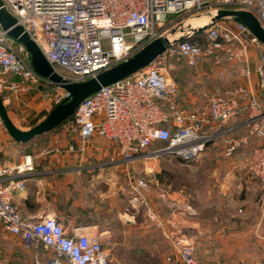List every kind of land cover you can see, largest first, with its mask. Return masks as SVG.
Masks as SVG:
<instances>
[{"label": "built area", "instance_id": "2783aa9c", "mask_svg": "<svg viewBox=\"0 0 264 264\" xmlns=\"http://www.w3.org/2000/svg\"><path fill=\"white\" fill-rule=\"evenodd\" d=\"M1 1L54 70L69 81H83L129 59L167 33L171 21L177 23L186 15L222 7L245 9L264 28V0ZM167 52L182 56L194 69L200 60L219 68L223 57L230 59L239 65L243 82L208 93L202 108L187 107L179 84L162 64ZM255 77L259 90L252 88ZM46 85L55 84L34 70L26 47L0 26L2 100ZM55 86L54 102L59 104L68 93ZM240 116H244L242 126L249 135L237 138L236 127L229 124ZM212 125L224 127L229 155L252 137L264 139V45L244 25L228 19L215 22L200 39L176 44L136 72L86 97L67 127L80 136L82 148L94 136L113 142L126 162L164 154L189 162L201 158L216 139L217 134L209 130ZM243 159V168L257 179L264 200V144L253 147ZM32 169L29 154L16 166L3 163L0 156V225L19 236L26 248L43 245L51 255L41 264H111L110 238L98 232H68L52 214L22 213L13 195L25 187V181L15 177V170ZM146 187L143 178L131 184L140 204H147ZM149 215L156 218L153 212ZM173 246L181 264H204L180 236L173 239Z\"/></svg>", "mask_w": 264, "mask_h": 264}, {"label": "crops", "instance_id": "0c3cea01", "mask_svg": "<svg viewBox=\"0 0 264 264\" xmlns=\"http://www.w3.org/2000/svg\"><path fill=\"white\" fill-rule=\"evenodd\" d=\"M218 69L214 74L220 72L215 75L221 78L222 86L216 88L230 87L224 79L230 72L224 67ZM195 70L204 74L202 64ZM252 88L259 90L256 77ZM179 89L184 105L204 107L195 90L188 92L180 85ZM243 119L240 116L230 122V126L236 127L235 133L245 130ZM67 126L68 123L55 127L26 143L14 140L7 130L5 133L0 129L3 163L20 165L27 154L33 161L32 170H15V177L24 179L25 187L14 192V203L25 215L56 216L68 232L101 233L111 239L114 248L132 244L119 236V231L127 235L130 229L143 226L138 217L144 209L135 192L132 196L127 194L131 162L122 159L113 142L99 136L87 140L82 148L80 136ZM209 130L217 136L201 158L189 162L179 159L187 179L155 195L156 202L148 194L154 219L163 232L171 237L180 235L190 243L204 264H264V207L254 204L257 190L253 178L243 168V157L255 140L250 138L243 147L245 156L229 155L224 127L212 125ZM50 255L43 245L32 251L27 249L19 236L0 225V264H41ZM133 262L122 254L115 256L112 251L111 264Z\"/></svg>", "mask_w": 264, "mask_h": 264}, {"label": "rangeland", "instance_id": "374dc122", "mask_svg": "<svg viewBox=\"0 0 264 264\" xmlns=\"http://www.w3.org/2000/svg\"><path fill=\"white\" fill-rule=\"evenodd\" d=\"M198 14V13H197ZM195 14L186 15L181 21H171L170 29L180 22L186 20L188 17ZM204 35V31L202 32ZM254 50V48H253ZM258 60L253 62L256 64ZM200 64L204 68V74L199 75L198 72L191 66H189L186 60L176 54L167 52L163 58V66L166 68L168 73L172 78H174L180 85L181 89L187 90L193 93L195 90L196 94L200 95L202 98V103L205 104V97L208 93L215 90L221 89L216 88L221 84V78L219 75H215L218 68L214 67L212 63L204 60H200ZM220 67H224L230 72L225 79L227 84L235 86L242 84L243 76L240 73L239 65L235 64L232 60L224 58L220 64ZM64 72L66 70L61 69ZM209 88V89H208ZM216 88V89H215ZM64 93V92H63ZM58 95V89L55 85L41 86L37 89H31L26 93L19 95L18 97H11V99L6 98L4 103L7 107L8 113L13 116L16 124L20 128L31 127L35 123L42 120L47 112L55 105V98ZM0 129L5 133L6 129L0 119ZM249 135L246 129L243 132H236L235 137H242ZM255 143L251 145L250 150L253 147L261 146L264 142H258L254 137ZM215 141V140H214ZM211 141L208 145L210 146ZM207 149V148H206ZM247 151V154L250 152ZM242 151V152H241ZM236 154L243 153V148L237 149ZM129 171H127V194L132 196L134 192L131 188V183L135 182L136 179L143 178L146 182L145 197L147 204H140L141 209L139 220H142V228L140 229H130L126 234H121L120 237H126L130 245H124L119 247H113V254L124 255L129 257L133 263L130 264H181L178 252L173 246V239L168 233L166 234L161 229V226L157 224L154 218L149 215L152 212V204L150 203V197H153L155 201V195L159 193H165L167 189L175 188L179 186L182 180L187 179V171H182V166L180 160L170 155H161L153 157L148 160H136L130 163ZM246 170V169H245ZM248 176L253 178L254 186L256 187V196H254V204L259 207H264V200L261 199L262 190L260 189L257 179L249 172ZM204 188V183L201 185ZM153 193V194H152ZM137 193L135 192V195ZM138 195H136L137 197ZM159 209L160 206L158 205ZM125 233V232H124ZM180 236V235H179ZM39 245L37 246V248ZM29 249V248H27ZM34 250V249H29Z\"/></svg>", "mask_w": 264, "mask_h": 264}, {"label": "water", "instance_id": "95a60500", "mask_svg": "<svg viewBox=\"0 0 264 264\" xmlns=\"http://www.w3.org/2000/svg\"><path fill=\"white\" fill-rule=\"evenodd\" d=\"M228 19L244 25L249 32L264 45V28L257 17L245 9L222 7L204 11L169 29L167 33L145 45L129 59L98 72L83 81H69L56 72L47 61L35 41L24 28L17 24L16 17L0 0V26L7 34L22 43L30 54V62L36 72L48 78L53 84L67 91L62 102L55 105L39 122L28 129H22L12 120L7 107L0 97V119L10 136L26 143L38 135L48 132L74 114L79 104L101 87L121 80L154 61L176 44L205 31L215 22Z\"/></svg>", "mask_w": 264, "mask_h": 264}, {"label": "trees", "instance_id": "16d2710c", "mask_svg": "<svg viewBox=\"0 0 264 264\" xmlns=\"http://www.w3.org/2000/svg\"><path fill=\"white\" fill-rule=\"evenodd\" d=\"M203 36V33L201 32V33H199V34H197V35H195L194 37H192V38H189V39H187V40H190V41H195V40H197V39H200L201 37ZM2 98V97H1ZM55 105H57V104H55ZM54 105V106H55ZM53 106V107H54ZM52 107V108H53ZM51 108V109H52ZM51 111V110H50ZM49 111V112H50ZM49 112H47V114L49 113ZM46 114V115H47ZM73 118H74V114L73 115H71L70 117H68L67 119H65L61 124H59L57 127H59V126H61V125H63V124H65V123H70L72 120H73ZM36 124V123H35Z\"/></svg>", "mask_w": 264, "mask_h": 264}]
</instances>
